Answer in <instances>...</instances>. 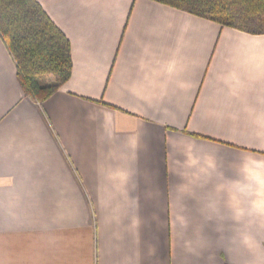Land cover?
Returning <instances> with one entry per match:
<instances>
[{"label":"crops","instance_id":"0c3cea01","mask_svg":"<svg viewBox=\"0 0 264 264\" xmlns=\"http://www.w3.org/2000/svg\"><path fill=\"white\" fill-rule=\"evenodd\" d=\"M38 1L73 71L41 105L0 36V264H264V34Z\"/></svg>","mask_w":264,"mask_h":264},{"label":"trees","instance_id":"16d2710c","mask_svg":"<svg viewBox=\"0 0 264 264\" xmlns=\"http://www.w3.org/2000/svg\"><path fill=\"white\" fill-rule=\"evenodd\" d=\"M251 34H264V0H154ZM0 36L24 93L42 105L73 71L71 42L38 0H0Z\"/></svg>","mask_w":264,"mask_h":264}]
</instances>
